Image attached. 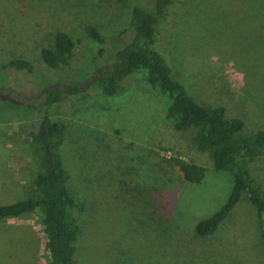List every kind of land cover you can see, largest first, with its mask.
Here are the masks:
<instances>
[{
  "label": "rangeland",
  "instance_id": "374dc122",
  "mask_svg": "<svg viewBox=\"0 0 264 264\" xmlns=\"http://www.w3.org/2000/svg\"><path fill=\"white\" fill-rule=\"evenodd\" d=\"M152 2L0 0V65L19 59L32 66L0 70V204L32 192L26 135L44 91L85 82L106 67L131 39V8ZM85 27L103 43L87 38ZM161 27L157 48L193 100L239 118L238 136L264 132V0H172ZM57 31L71 38L74 59L55 71L39 52L52 49ZM144 77H125L113 97L90 86L48 109L64 124L60 152L80 229L74 264H264L260 219L246 193L213 235L193 236V226L224 203L231 176L211 169L191 128L173 129L170 98ZM170 158L204 167L203 179L183 182L166 165ZM249 169L264 192V154ZM0 264H47L35 214L0 222Z\"/></svg>",
  "mask_w": 264,
  "mask_h": 264
},
{
  "label": "trees",
  "instance_id": "16d2710c",
  "mask_svg": "<svg viewBox=\"0 0 264 264\" xmlns=\"http://www.w3.org/2000/svg\"><path fill=\"white\" fill-rule=\"evenodd\" d=\"M171 5L172 0H153L149 9L133 6L126 27L131 39L109 55L106 67L96 69L85 82L53 85L42 94L37 120L26 135L34 166L32 192L23 199L0 204V222L26 213L35 214L41 226L47 264H74L80 233L75 214L77 204L66 183L60 152L64 124L60 120H51L48 109L64 97L78 95L90 86L102 96L113 97L123 90V79L135 71H142L151 87L170 98L166 114L172 119L173 129L191 128L194 148L207 152L211 169L225 171L231 176V188L224 203L193 226V236L205 239L213 235L241 195L246 193L260 219L264 251V192L249 169V164L264 154V132L238 136L243 127L239 118H225L222 107H204L186 91L172 62L158 50L156 43ZM84 33L91 41L103 43V37L94 28L85 27ZM39 55L47 67L57 71L73 61L74 43L67 34L57 31L53 35L52 49H41ZM4 69L30 72L32 66L25 60L13 59L0 65V70ZM166 165L189 184H198L204 177L205 168L195 163L170 158Z\"/></svg>",
  "mask_w": 264,
  "mask_h": 264
}]
</instances>
